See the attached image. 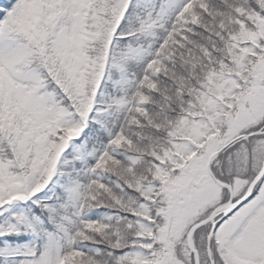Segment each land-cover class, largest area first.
<instances>
[{
    "label": "snow or ice",
    "instance_id": "6c2138e0",
    "mask_svg": "<svg viewBox=\"0 0 264 264\" xmlns=\"http://www.w3.org/2000/svg\"><path fill=\"white\" fill-rule=\"evenodd\" d=\"M0 264H264V0H0Z\"/></svg>",
    "mask_w": 264,
    "mask_h": 264
}]
</instances>
